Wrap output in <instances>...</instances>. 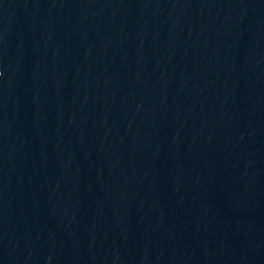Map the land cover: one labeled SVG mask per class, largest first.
Instances as JSON below:
<instances>
[{
	"label": "water",
	"instance_id": "1",
	"mask_svg": "<svg viewBox=\"0 0 264 264\" xmlns=\"http://www.w3.org/2000/svg\"><path fill=\"white\" fill-rule=\"evenodd\" d=\"M0 264H264V0H0Z\"/></svg>",
	"mask_w": 264,
	"mask_h": 264
}]
</instances>
